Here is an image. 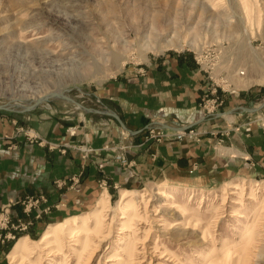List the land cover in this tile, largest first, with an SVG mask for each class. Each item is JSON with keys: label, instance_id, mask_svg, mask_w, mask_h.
I'll return each instance as SVG.
<instances>
[{"label": "rangeland", "instance_id": "rangeland-1", "mask_svg": "<svg viewBox=\"0 0 264 264\" xmlns=\"http://www.w3.org/2000/svg\"><path fill=\"white\" fill-rule=\"evenodd\" d=\"M173 35L181 38L182 47L161 52L150 47L156 37L163 43ZM255 52L264 64V0H0V114L16 119L41 108L54 119L76 123L83 122L88 113L96 115V121L98 114L107 118L111 112L99 97L104 87L110 82H125L128 72L141 76L155 58L177 55L211 71L227 89L224 100L230 91H258L261 96L249 101L260 110L264 71ZM113 55L121 58L122 65L114 62ZM44 97L50 107L42 102L27 109ZM76 105L85 110L73 111ZM222 106L217 115L204 116H219ZM156 123L169 130L168 135L146 145L168 137L178 140L173 130L194 129L198 139L182 140L196 142L206 133L195 124L153 121L146 125L139 146L144 145L148 126ZM14 134L48 149L61 146L56 139L40 138L26 124H15ZM220 134H224L221 129L212 131L213 136ZM67 146L85 159L94 150L111 149L117 164L131 165L125 154L128 145L123 143L95 149L84 138ZM79 177L74 173L69 178H53L52 184L60 191L70 190ZM99 185L104 189L96 187L94 199L80 203L29 236L37 220L35 214L40 211L41 218L50 206L44 212L47 203L40 201L26 214L22 203L46 196L39 193L19 201L23 216L17 218L11 214V203L0 205L10 204L13 219L33 221L7 245L0 243V264H14L9 254L23 237L32 249L25 259L30 264H264V173L205 186L152 180L126 191L101 175ZM122 191L126 204L120 202ZM101 199L107 200L108 211H102L100 226L89 233L97 247L87 261L93 243L82 250L81 242L75 241L83 240L86 230L74 236L68 232L85 218L92 228L90 216ZM55 224L60 226V250L39 241L48 226ZM128 244L136 248L129 255Z\"/></svg>", "mask_w": 264, "mask_h": 264}, {"label": "crops", "instance_id": "crops-1", "mask_svg": "<svg viewBox=\"0 0 264 264\" xmlns=\"http://www.w3.org/2000/svg\"><path fill=\"white\" fill-rule=\"evenodd\" d=\"M181 57L155 58L141 76L128 72L125 82H110L99 92L103 105L113 114L107 118L98 114L96 121V115L88 113L83 122L76 123L54 119L41 108L16 119L0 114V205L11 203V214L17 218L23 216L19 201L40 193L50 206L49 212L34 221L28 236L94 199L96 187L104 189L99 185L101 175L126 191L152 180L205 186L264 173V100L260 110L249 101L261 94L230 91L222 113L205 117L199 106L207 87L205 71ZM153 121L195 124L206 133L199 142L168 137L161 143L139 146L146 125ZM15 124H26L40 138L56 139L61 146L54 150L21 140L14 134ZM214 129L224 134L213 136ZM84 138L95 149L114 143L128 145L125 154L131 165L117 164L111 149L94 150L85 159L67 146ZM74 173L80 177L73 189L54 188L53 178H69Z\"/></svg>", "mask_w": 264, "mask_h": 264}, {"label": "built area", "instance_id": "built-area-1", "mask_svg": "<svg viewBox=\"0 0 264 264\" xmlns=\"http://www.w3.org/2000/svg\"><path fill=\"white\" fill-rule=\"evenodd\" d=\"M209 84H207L206 90L201 97L199 106L203 109V112L206 115L215 116L219 112L220 106L224 102L223 93L227 89H224L216 80V77L211 71L205 70ZM169 130L162 127V125L148 126V134L143 137L142 143L149 142H160L162 139L168 135ZM172 135L178 140L183 138H194L198 139V132L194 129H185V130H173ZM121 157V156H118ZM121 160H124L122 156ZM42 201L46 204V198L40 196L38 198H29L27 201L23 202V210L28 214L33 208H36L39 202ZM49 206L46 204L45 208L42 211H48ZM36 219L40 217V211L37 212L34 216ZM33 224V221L23 222L20 219H13L10 214V204L3 205L0 208V243L7 245L10 241L14 240L19 233L27 231L30 225Z\"/></svg>", "mask_w": 264, "mask_h": 264}, {"label": "bare ground", "instance_id": "bare-ground-1", "mask_svg": "<svg viewBox=\"0 0 264 264\" xmlns=\"http://www.w3.org/2000/svg\"><path fill=\"white\" fill-rule=\"evenodd\" d=\"M155 44H153L152 46H150L151 48L157 50L158 52H161L163 51L164 49L166 48H171V47H182L183 46V42L181 41V38L178 37L177 35H173L170 39L168 40H165L163 43H161L158 38L156 37V40L154 42ZM255 56L257 57V53L255 52ZM114 57V62L117 64V65H122V62L120 61V57L117 56V55H113ZM144 57V56H143ZM144 59H146V57H144ZM257 64L260 65V67L263 69L264 71V64L259 60V58L257 57ZM55 97V96H54ZM46 97L42 98V99H38L39 103H42L45 105V106H49L50 107V104L48 103L49 101H46V100H43L45 99ZM48 99V98H47ZM73 111H78V112H82V110H85V108L81 105H76V107H74L72 109ZM125 191H122L120 193V202L121 203H124L126 204L125 202ZM165 197V195H163ZM106 198V197H105ZM107 201V200H106ZM104 200L101 199V202L100 204L98 205V209L96 211L93 212V215L90 216V218L92 219V222H93V227L92 228H88V223H89V219L88 218H85V219H82L81 220V223H80V226H76L75 230L74 231H69L68 233L71 235V236H74L76 233H79V231H83L84 229L86 230L87 234L86 236L82 237L83 240H80L79 238H77L75 241H80L81 242V249L82 250H87L86 248L88 246L91 245V243H93V241L91 240L92 237L89 235L90 232L92 231H96V228H98L102 222V211H108V203L106 204ZM123 204V205H124ZM156 211V210H155ZM154 213V212H153ZM156 214V212H155ZM72 223V221H71ZM56 225V224H55ZM92 225V224H91ZM105 225V224H104ZM122 226V225H121ZM59 224H57L56 226H48V228L44 231L42 237L40 238V242H42L44 245L46 244H54L55 246L58 247V249L56 250H60L61 248V240L59 239V236H58V232H59ZM123 227V226H122ZM122 229V228H121ZM124 229V228H123ZM125 230H121V232H123ZM93 233V232H92ZM108 233V232H107ZM83 234V233H82ZM79 235V234H77ZM248 235V233H247ZM251 235V234H250ZM105 237H108V236H105ZM253 238V237H252ZM130 240V239H129ZM251 241V239L249 240ZM39 242V243H40ZM251 244V243H250ZM73 245H78L77 243H74ZM97 244L93 243V246L92 248L90 249L89 251V256L87 257V261H90V259L92 258V256L94 255L95 251H96V246ZM247 245V244H246ZM56 247V248H57ZM126 249L128 251V255L129 253H131V251H135L136 248H135V245L134 244H128L126 246ZM142 249H145L144 246H142ZM31 247L29 245V241L27 240V237H23V238H20L16 241V243L13 245V248L9 254V259H10V263H14V264H30V260L27 261L25 260L27 258V256L30 254L31 252ZM59 252V251H58ZM83 252V251H81ZM154 252V251H153ZM77 255H80L78 254V252H76ZM127 254V253H126ZM131 255V254H130ZM132 257V256H131ZM130 258V257H129ZM126 264V262H125Z\"/></svg>", "mask_w": 264, "mask_h": 264}, {"label": "water", "instance_id": "water-1", "mask_svg": "<svg viewBox=\"0 0 264 264\" xmlns=\"http://www.w3.org/2000/svg\"><path fill=\"white\" fill-rule=\"evenodd\" d=\"M43 100H46V98L43 99ZM37 103H39V101H36V102L33 103L32 105L28 106L27 109H30V108L34 107ZM262 107H263V105H261V106L258 107L257 109H261ZM110 114L113 115L112 113H110ZM114 116H115V115H114ZM165 126L168 127L167 125H165Z\"/></svg>", "mask_w": 264, "mask_h": 264}]
</instances>
